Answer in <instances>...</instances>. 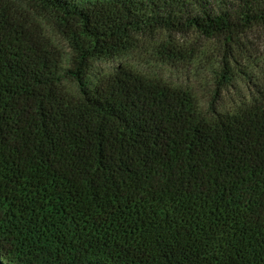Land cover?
<instances>
[{
    "label": "trees",
    "instance_id": "obj_1",
    "mask_svg": "<svg viewBox=\"0 0 264 264\" xmlns=\"http://www.w3.org/2000/svg\"><path fill=\"white\" fill-rule=\"evenodd\" d=\"M15 1L0 0V264H264V100L206 115L129 67L86 81L140 33L264 34V0H19L60 20L67 69Z\"/></svg>",
    "mask_w": 264,
    "mask_h": 264
},
{
    "label": "rangeland",
    "instance_id": "obj_2",
    "mask_svg": "<svg viewBox=\"0 0 264 264\" xmlns=\"http://www.w3.org/2000/svg\"><path fill=\"white\" fill-rule=\"evenodd\" d=\"M15 4L61 52L62 68H69L73 53L60 20L25 1L17 0ZM135 40L132 49L112 60H93L86 81L93 83L112 74L117 67H129L145 77L188 92L206 115L211 109L228 112L245 101L264 100V34L258 29H252L236 44H227L222 38H205L195 32H144ZM62 84L75 92L68 78Z\"/></svg>",
    "mask_w": 264,
    "mask_h": 264
}]
</instances>
